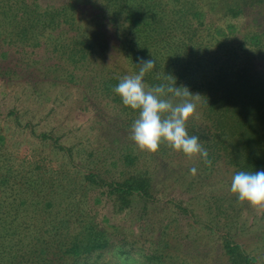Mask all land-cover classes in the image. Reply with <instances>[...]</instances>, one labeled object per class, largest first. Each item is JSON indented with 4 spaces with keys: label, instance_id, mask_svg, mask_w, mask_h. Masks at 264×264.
Instances as JSON below:
<instances>
[{
    "label": "trees",
    "instance_id": "trees-1",
    "mask_svg": "<svg viewBox=\"0 0 264 264\" xmlns=\"http://www.w3.org/2000/svg\"><path fill=\"white\" fill-rule=\"evenodd\" d=\"M42 1L0 0L3 84H9V75L38 81L54 77L53 70L75 81L88 72L87 82L126 116L115 144L121 145L119 159L127 168L119 176H104L98 167L108 161L116 166L118 160L81 152L77 162L74 147L61 143L55 132L36 131L30 122L19 128L33 146L26 155L18 154L0 125V264H131L133 254L138 260L132 264H172L174 249L168 252L165 238L144 252L99 215L103 204L120 214L132 209L136 197L157 200L154 180L138 168L130 143L139 109L124 105L114 86L137 73L142 59H153L155 66L143 77L145 88L163 83L189 90L184 99L194 111L186 130L207 149L206 158L193 154L206 163V170L212 172L219 162L233 174L264 169V31L240 36L235 24L246 8L264 0H105L103 15L117 35L107 54L112 62L102 60L108 49H97L92 32L98 26H90L97 18H83L82 0L45 6ZM214 14L221 17L213 21ZM222 19L231 21L223 24ZM166 98L181 100L171 93ZM3 116L0 121L12 118L16 127L21 125L16 111ZM127 141L129 147H124ZM171 151L178 150L167 141L160 143L163 157ZM230 184H224L229 189L225 194L206 198L209 216L200 231L216 241L225 264H260L234 231L238 212L252 204L238 200ZM168 203L190 214L180 203ZM201 255L199 264H213L211 255Z\"/></svg>",
    "mask_w": 264,
    "mask_h": 264
},
{
    "label": "rangeland",
    "instance_id": "rangeland-1",
    "mask_svg": "<svg viewBox=\"0 0 264 264\" xmlns=\"http://www.w3.org/2000/svg\"><path fill=\"white\" fill-rule=\"evenodd\" d=\"M64 1L43 0L42 5H58ZM104 4L105 0H82L79 7L85 11L84 19L90 14L93 15L90 18L92 22L97 18L96 23L90 24L93 30L98 26L92 32L97 38V49L107 48L102 60L112 62L114 58L107 54L111 43L117 40V35L103 15ZM220 17L214 14L211 18L215 21ZM226 21L231 19H222L223 24ZM235 24L240 29V36L248 31H264V4L246 8L245 13L235 20ZM259 64H262L261 61ZM51 73L54 74V77L49 74L52 79L40 77L38 81L5 76L9 84H3L0 75V116L3 118L10 110L16 111L19 124L21 123L16 127L12 118L0 121L7 134V143L18 154L26 155L33 143L25 130L19 127L30 122L36 131L55 132L61 143L74 147L79 154L75 155L77 162L80 161L81 152L87 155L95 152L97 156L94 159H103L107 155L109 159L118 160V165L112 166L108 161L106 166L100 165L98 171L104 176H119L127 166L119 159L122 154L119 151L121 145L117 147L115 139L119 136L120 126H124L126 116L114 104L100 97L97 89L87 82L88 72L79 73L75 81H70L53 70ZM128 142H125L124 147H129ZM130 143L134 145L133 152L138 156L135 158L138 168L143 172L148 171L154 180V196L157 200L145 202L136 197L132 209L120 214L103 204L99 208L101 219L121 228L129 243H135L144 252H150L165 238L163 241L169 245L168 252H171V248L174 249L172 264H183L186 259L187 264H191L190 261L192 264H199L201 254L211 255L214 258L213 264H225L214 244L216 241L210 238L206 230H200L201 224L209 216L205 208L206 198L229 191L224 184L231 181L233 169L224 162H219L216 169L210 172L205 169L206 163L197 155L185 157L178 151H171L168 157H163L158 149L154 152L141 149L134 143L131 135ZM54 157L58 159L59 156ZM193 167L196 169L194 173L189 171ZM168 200L180 203L190 214L174 207L173 203L169 204ZM237 216L238 232L234 230L237 240L243 244L245 251L256 255L258 263L264 264V207L242 206ZM233 226L230 225L231 228ZM209 250L212 253H207ZM166 255H169L167 251ZM132 258L131 264L138 260V255L133 254Z\"/></svg>",
    "mask_w": 264,
    "mask_h": 264
},
{
    "label": "clouds",
    "instance_id": "clouds-1",
    "mask_svg": "<svg viewBox=\"0 0 264 264\" xmlns=\"http://www.w3.org/2000/svg\"><path fill=\"white\" fill-rule=\"evenodd\" d=\"M138 65L137 73L123 77L113 89L124 105L139 109L138 117L131 125L130 135L134 143L141 149L154 152L162 141H167L174 150L185 155L199 154L206 158L208 152L199 137L189 135L186 130V120L194 111L193 103L184 99L189 90L163 83L146 89L143 77L155 66V61L142 59ZM168 93L180 97V102L173 104L166 98ZM189 171L194 173L196 169L193 167ZM230 190L240 201L264 206V169L236 171L231 178Z\"/></svg>",
    "mask_w": 264,
    "mask_h": 264
}]
</instances>
